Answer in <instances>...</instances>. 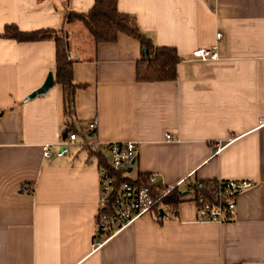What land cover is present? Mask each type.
<instances>
[{
    "label": "crops",
    "instance_id": "0c3cea01",
    "mask_svg": "<svg viewBox=\"0 0 264 264\" xmlns=\"http://www.w3.org/2000/svg\"><path fill=\"white\" fill-rule=\"evenodd\" d=\"M94 3L70 0V8L88 12ZM59 6L0 0V264H264V0H117L155 46L176 49L181 61L172 82L136 81V40L120 34L97 44L82 24L68 25L80 86L72 143L61 86L27 100L54 74L55 42L2 37L6 26L61 28ZM201 48H216L218 60L191 61ZM94 119L92 153L107 159L102 144H138L130 179L154 176L182 190L188 178L255 186L238 196L233 221L198 222L187 200L177 219L147 214L95 249L100 162L79 145ZM219 142L225 146L215 154ZM23 186L31 193L20 192Z\"/></svg>",
    "mask_w": 264,
    "mask_h": 264
},
{
    "label": "trees",
    "instance_id": "16d2710c",
    "mask_svg": "<svg viewBox=\"0 0 264 264\" xmlns=\"http://www.w3.org/2000/svg\"><path fill=\"white\" fill-rule=\"evenodd\" d=\"M43 1V0H40ZM60 8L64 14L62 27L51 30H37L36 32H20L15 26H6L3 38L11 39L18 43L49 41L56 44V62L54 66V84L63 89V116H65V126L69 131H75L73 118L75 113L74 95L80 86L76 85L73 77V61L69 56L67 41V27L73 24H82L90 33L92 39L97 44L115 43L120 34L128 36L139 42L142 58L136 64V81L138 83L155 84L157 82H172L177 78V66L181 61L176 49L171 47L155 46L153 41L147 37L137 24L136 18L130 14H122L117 10V0H95L93 7L88 12H77L70 8V0H58ZM3 113H0L2 115ZM67 135L64 134V138ZM89 154H93L100 162V167H107L108 160L102 153H92L93 148L87 147ZM99 167V168H100ZM151 176H141L139 179L121 178L129 183L146 186ZM206 182V181H205ZM191 179L185 180V190L176 186L175 189L164 194L168 188L157 187L154 190L156 197L164 196L160 199L159 205L166 209L163 219L158 215V221L164 219H177L178 206L189 200V195H199L201 190L198 183ZM192 185L193 189H189ZM209 195L206 190L203 193Z\"/></svg>",
    "mask_w": 264,
    "mask_h": 264
},
{
    "label": "built area",
    "instance_id": "2783aa9c",
    "mask_svg": "<svg viewBox=\"0 0 264 264\" xmlns=\"http://www.w3.org/2000/svg\"><path fill=\"white\" fill-rule=\"evenodd\" d=\"M216 37L219 40L222 38L220 33H217ZM190 60L199 63L214 62L218 60V52H216V48H201L194 51ZM97 125V119L88 123L84 140L80 141L79 145L84 148L91 146L87 138H89V133L96 131ZM78 137L79 134L77 133H69V143L77 142ZM167 140H171V136L168 135ZM224 146V142L215 144V154H219ZM101 147L107 150L108 166L100 167L98 174L100 190L98 205L100 210L97 218V236L93 245L95 249L102 247L103 244L116 237L140 217L147 214L159 216L161 209L165 214L166 209L159 205V201L164 194L176 188H168L161 197H156L154 190L162 185L154 176L149 178L146 186L121 180V178L127 177L128 169L132 168L131 162L133 158L137 157L138 144L135 142H114V144H102ZM50 148L48 145L43 146V156L45 158L51 156ZM254 186L252 181H207L198 183L197 187L201 190V193L199 195L191 193L188 199L196 205L198 222L222 224L235 220L238 196ZM188 187L190 190L193 189L192 185H188ZM206 190L209 191V195L205 196L203 193ZM31 191L32 189L27 186L20 189V192L25 194L31 193Z\"/></svg>",
    "mask_w": 264,
    "mask_h": 264
},
{
    "label": "water",
    "instance_id": "95a60500",
    "mask_svg": "<svg viewBox=\"0 0 264 264\" xmlns=\"http://www.w3.org/2000/svg\"><path fill=\"white\" fill-rule=\"evenodd\" d=\"M68 47H69V43H68ZM53 85H54V74L50 73L49 76L47 77V79L45 80V82L43 83V85L40 86V88H38L37 91L30 94L27 97V100H33V99L37 98L38 96L47 95L49 93V91L53 88ZM136 161H137V159L133 158V160L131 162V166H134ZM128 171H130V169H128ZM164 215L165 214H164L163 210L161 209L160 214H159V218L163 219Z\"/></svg>",
    "mask_w": 264,
    "mask_h": 264
},
{
    "label": "rangeland",
    "instance_id": "374dc122",
    "mask_svg": "<svg viewBox=\"0 0 264 264\" xmlns=\"http://www.w3.org/2000/svg\"><path fill=\"white\" fill-rule=\"evenodd\" d=\"M135 174H133V176H134Z\"/></svg>",
    "mask_w": 264,
    "mask_h": 264
}]
</instances>
